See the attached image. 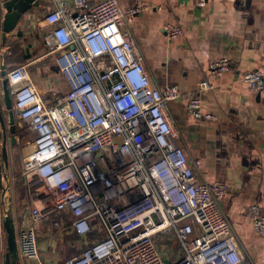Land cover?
<instances>
[{
  "label": "built area",
  "instance_id": "2783aa9c",
  "mask_svg": "<svg viewBox=\"0 0 264 264\" xmlns=\"http://www.w3.org/2000/svg\"><path fill=\"white\" fill-rule=\"evenodd\" d=\"M43 1L40 21L50 29L40 34L41 46L54 54L65 88L41 90L27 63L4 74L16 118L34 132L18 152L19 177L31 202H21L23 213L13 221L17 263L244 264L222 205L228 185L201 178L200 160H190L176 143L180 129L169 102L180 97L179 86L155 83L130 32L136 12L158 6L143 0L132 6L117 0ZM194 1L198 7L207 2ZM25 25L23 33L31 34L30 23ZM162 29L170 39L183 33L172 22ZM5 51L10 49L1 50V59ZM230 69L225 56L208 67L216 77ZM240 79L264 92V68L247 69ZM211 86L206 78L198 81L186 101L189 116L216 119L202 108L201 93ZM248 213L264 238L258 201ZM41 221L48 235L74 232L76 253L53 262L43 258L35 226ZM171 239L180 253L166 261L159 244Z\"/></svg>",
  "mask_w": 264,
  "mask_h": 264
},
{
  "label": "crops",
  "instance_id": "0c3cea01",
  "mask_svg": "<svg viewBox=\"0 0 264 264\" xmlns=\"http://www.w3.org/2000/svg\"><path fill=\"white\" fill-rule=\"evenodd\" d=\"M94 1L97 0H91ZM117 1L122 6H132L135 2ZM143 1L157 5L158 9L136 12L129 21V29L143 50L145 68L155 83L179 86L180 97L169 102L173 119L180 129L175 141L190 160H200L201 178L226 181L228 189L222 205L239 241L244 264H264V238L252 228L248 213V206L254 201H258L264 212V196H260L264 190V92L250 90L240 79V74L247 69L264 68V0H207L203 7L196 6L194 0ZM42 4L43 0H37L4 38L0 35V49L9 50V35L21 41L28 38L29 45L22 46L19 51L27 56L25 63L38 87L47 91L51 85L65 88V84L54 65V54L46 55L39 47L42 45L40 34L50 29L40 21ZM28 22L31 34L23 33ZM165 22L179 24L182 35L168 38L162 29ZM40 48L42 52L33 53ZM5 52L0 59V71L9 66V53ZM219 56L229 59L231 69L216 77L210 75L208 67ZM202 78L212 84L201 93L202 108L214 113V120H196L185 111L188 96L196 93L197 83ZM0 115L3 122L0 160L6 158L8 163L10 207L15 224L24 210L21 202L31 200L19 177L18 159L15 166L9 152L12 155L15 147L19 152L33 138L34 132L27 130L15 114L14 126L9 125L1 83ZM9 133L15 135L13 143ZM63 221L68 225L66 215ZM35 226L41 256L47 261L63 260L76 253L77 238L70 229L62 235H48L45 221ZM1 228L0 218V264H10L12 256L8 254ZM92 236L94 233L90 232L88 237ZM159 246L166 261L180 253L176 239Z\"/></svg>",
  "mask_w": 264,
  "mask_h": 264
},
{
  "label": "water",
  "instance_id": "95a60500",
  "mask_svg": "<svg viewBox=\"0 0 264 264\" xmlns=\"http://www.w3.org/2000/svg\"><path fill=\"white\" fill-rule=\"evenodd\" d=\"M37 4V0H0V35L5 37L6 33L10 32L19 21L20 17L31 7ZM0 74L3 76L1 79V88L3 93V101L7 109L9 125L13 126L14 113L11 106V98L7 85L5 69H1ZM2 116L0 115V129L2 128ZM15 135H10V141L13 143ZM4 155V151L2 152ZM9 173L7 159L0 160V218L1 229L3 237L5 238V246L8 249V254L12 256L10 264L17 263L16 241L14 224L12 219V212L10 207V194H9Z\"/></svg>",
  "mask_w": 264,
  "mask_h": 264
},
{
  "label": "rangeland",
  "instance_id": "374dc122",
  "mask_svg": "<svg viewBox=\"0 0 264 264\" xmlns=\"http://www.w3.org/2000/svg\"><path fill=\"white\" fill-rule=\"evenodd\" d=\"M23 39H24V40L21 41V40L16 39L15 37H11V36L9 35V49H10L9 56H11V55L13 54V52H16V51L20 50V49L22 48V46H27V45H29V44L27 43L28 38L24 37ZM19 41H20V42H19ZM24 41H25V42H24ZM39 47L42 48V46H39ZM41 48H40V51H39V52H33V53L35 54V53H40V52H42ZM0 52H1V49H0ZM4 55H6V52L2 53V56H4ZM0 56H1V55H0ZM0 59H1V58H0ZM0 62H1V61H0ZM13 126H14V125H13ZM13 131H14V128H13ZM13 133H14V132H13ZM9 135H10V133H9ZM10 147H11V146H10ZM10 147H9V151H10ZM9 156L11 157V159L13 160V163H14L15 166H16V162H17V159H18V149H17V147H15V148L12 149V155H11V151L9 152Z\"/></svg>",
  "mask_w": 264,
  "mask_h": 264
},
{
  "label": "trees",
  "instance_id": "16d2710c",
  "mask_svg": "<svg viewBox=\"0 0 264 264\" xmlns=\"http://www.w3.org/2000/svg\"><path fill=\"white\" fill-rule=\"evenodd\" d=\"M29 10V9H28ZM27 59L26 55H23L22 52L19 50L15 52V54H12V56H9V66L5 67L4 69H9L12 65L25 63ZM11 60V61H10Z\"/></svg>",
  "mask_w": 264,
  "mask_h": 264
}]
</instances>
